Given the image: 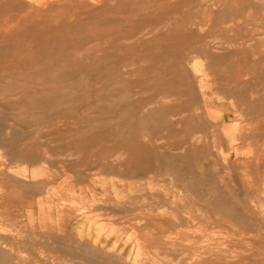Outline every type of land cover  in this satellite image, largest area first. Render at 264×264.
<instances>
[{"label":"rangeland","instance_id":"1","mask_svg":"<svg viewBox=\"0 0 264 264\" xmlns=\"http://www.w3.org/2000/svg\"><path fill=\"white\" fill-rule=\"evenodd\" d=\"M142 1L0 0V171L104 232L0 264H264V0Z\"/></svg>","mask_w":264,"mask_h":264},{"label":"crops","instance_id":"2","mask_svg":"<svg viewBox=\"0 0 264 264\" xmlns=\"http://www.w3.org/2000/svg\"><path fill=\"white\" fill-rule=\"evenodd\" d=\"M67 179L69 177L54 180L49 184L48 192L39 196L37 178H17L7 171H0V228L5 231H0V236L12 245L19 243L23 248L28 247L29 257L37 251L39 220L47 221L53 232L61 230L81 240L101 242L104 232L98 225L89 223L85 216H77L72 207L60 204L64 200V192H69L71 182ZM85 185L87 192L95 187L93 181ZM74 190L82 192L80 188ZM97 211L93 209L92 212ZM10 231H15V234ZM108 241L111 247H117V235H111Z\"/></svg>","mask_w":264,"mask_h":264},{"label":"bare ground","instance_id":"3","mask_svg":"<svg viewBox=\"0 0 264 264\" xmlns=\"http://www.w3.org/2000/svg\"><path fill=\"white\" fill-rule=\"evenodd\" d=\"M105 1H106V0H105ZM129 1H131V0H129ZM144 1H145V0H144ZM144 1H142V2H144ZM158 1H159V0H158ZM166 1H167V0H166ZM166 1H165V2H166ZM175 1H176V0H175ZM179 1H180V0H179ZM187 1H190V0H187ZM207 1L209 2V0H207ZM212 1H213V0H212ZM238 1H239V0H238ZM245 1H247V0H245ZM259 1H260V0H259ZM107 2H108V1H107ZM112 2H113V1H112ZM120 2H121V0H120ZM120 2H119V3H120ZM125 2H126V1H125ZM133 2H134V1H133ZM137 2H139V1H137ZM140 2H141V1H140ZM154 2H155V1H154ZM154 2H153V4H154ZM191 2H192V1H191ZM198 2H199V1H198ZM201 2H202V1H201ZM208 2H207V4H208ZM215 2H216V1H215ZM228 2H229V1H228ZM242 2H243V1H242ZM242 2H241V3H242ZM260 2H262V0H261ZM79 3H80V2H79ZM101 3H102V2H101ZM156 3H157V2H156ZM171 3H172V2H171ZM179 3L183 6V5H185V3H187V2H184V4L181 3V2H179ZM192 3H193V2H192ZM238 3H239V2H238ZM58 4H59V3H58ZM114 4H117V3H115V1H114ZM135 4H136V2H135ZM164 4H165V3H164ZM167 4H168V3H167ZM167 4H166V6H167ZM174 4H175V3H174ZM174 4H173V5H174ZM187 4L190 5V3H187ZM197 4H198V3H197ZM199 4H202V3H199ZM230 4H231V3H230ZM243 4H244V2H243ZM249 4H250V3H249ZM251 4H253V2H251ZM260 4H261V3H260ZM262 4H264V3H262ZM133 5H134V4L132 3V7H133ZM138 5H139V4H138ZM151 5H152V4H151ZM189 5H187V7H188ZM195 5H196V4H195ZM215 5H216V4H215ZM222 5H223V4H222ZM225 5H226V4H225ZM257 5H258V3H257ZM31 6H32V5H31ZM97 6H99V5L97 4ZM113 6H114V5H113ZM170 6L173 7L172 5L169 4L168 8H171ZM177 6H179V4H178ZM205 6L207 7V5H206L205 2H204V8H202V6H200V7H201L202 10H203V9H205ZM219 6H220V5H219ZM232 6H233V5H232ZM237 6H238V5H237ZM35 7H36V6H35ZM52 7H53V6H52ZM125 7H126V6H125ZM149 7H150V6H149ZM157 7H158V6H157ZM175 7H176V6H175ZM179 7H180V6H179ZM183 7H184V6H183ZM185 7H186V6H185ZM195 7H196V6H195ZM210 7H211V6H210ZM221 7H222V6H221ZM223 7H224V6H223ZM243 7H244V6H243ZM246 7H247V6H246ZM260 7H261V6H260ZM260 7H259V8H260ZM93 8H94V7H93ZM95 8H96V7H95ZM104 8H105V7H104ZM104 8H103V9H104ZM106 8H107V7H106ZM129 8H130L129 10L132 9L131 6H130ZM190 8H192L191 5H190ZM193 8H194V7H193ZM201 8H200V9H201ZM213 8H214V7H213ZM216 8H218V7H216ZM238 8H240V7H238ZM54 9H55V8H54ZM54 9H53V10H54ZM56 9H57V8H56ZM103 9H102V10H103ZM107 9H108V8H107ZM125 9H126V8H125ZM135 9H136V8H135ZM135 9H134V10H135ZM149 9H150V8H149ZM149 9H147V10L149 11ZM161 9H163V8H161ZM166 9H167V8H165V10H166ZM179 9H180V8H179ZM194 9H195V8H194ZM200 9H199V12H200ZM245 9H246V8H245ZM122 10H123V8H122ZM154 10H155V9H154ZM158 10H159V9H157V11H158ZM174 10H175V8H174ZM181 10H184V9H181ZM185 10H186V8H185ZM229 10H231V8H229ZM261 10H262V9H261ZM84 11H85V10H84ZM119 11H120V10H119ZM132 11H133V10H132ZM135 11H136V10H135ZM135 11H134V12H135ZM139 11H141V9H140ZM172 11H173V9H172ZM187 11H188V13H190L188 9H187ZM194 11H195V10H194ZM219 11H220V10H219ZM244 11H245V10H244ZM246 11L248 12V7H247V10H246ZM250 11H251V10H250ZM85 12H86V11H85ZM124 12H125V10H124ZM130 12H131V11H130ZM155 12H156V11H155ZM168 12H169V11H168ZM181 12H182V11H181ZM192 12H193V11H192ZM205 12H206V11H205ZM242 12H243V11H242ZM41 13H42V12H41ZM132 13H133V12H132ZM135 13H136V12H135ZM145 13H146V12H145ZM157 13H158V12H156V14H157ZM173 13H175V12L173 11ZM176 13L178 14V11H177ZM183 13H184V12H183ZM185 13H186V12H185ZM200 13H201V12H200ZM206 13H207V12H206ZM231 13H232V12H231ZM235 13H236V12H235ZM240 13H241V12H240ZM260 13H261V12H260ZM45 14H47V13H45ZM142 14H143V13H142ZM142 14H141V15H142ZM160 14H162V13H160ZM165 14H166V13H165ZM171 14H172V13H170L169 16H170ZM180 14H181V13H180ZM226 14H227V12H226ZM261 14H262V13H261ZM1 15H2V14H1ZM6 15H8V14H6ZM17 15H20V14H17ZM17 15H16V16H17ZM40 15H41V14H40ZM50 15H51V14H50ZM74 15H75V14H74ZM74 15H73V16H74ZM95 15H96V14H95ZM95 15H94V17H95ZM146 15L148 16V15H150V14L147 13ZM158 15H159V14H158ZM174 15H175V14H174ZM214 15H215V14H214ZM236 15H237V14H236ZM242 15H243V14H242ZM242 15H240V16H242ZM2 16H5V15H2ZM2 16H1V17H2ZM11 16H13V14H12ZM29 16H30V15H29ZM52 16H53V15H52ZM90 16H93V14L90 15ZM159 16H160V15H159ZM161 16H162V15H161ZM165 16H166V15H165ZM172 16H173V15H172ZM78 17H79V16H78ZM98 17H100V16H98ZM115 17H117V16H115ZM162 17H163V16H162ZM167 17H168V16H167ZM34 18H35V17H34ZM56 18H57V17H56ZM60 18H61V17H60ZM60 18H59V19H60ZM75 18H76V16H75ZM90 18H92V17H90ZM95 18H96V17H95ZM119 18H120V17H119ZM121 18H122V17H121ZM143 18H144V17H143ZM160 18H161V17H160ZM240 18H241V17H240ZM51 19H52V18H51ZM84 19H86V18H84ZM84 19H83V20H84ZM205 19H206V18H205ZM205 19H204V20H205ZM7 20H8V19H7ZM78 20L81 21L80 19H78ZM101 20H102V19H101ZM118 20H119V19H118ZM215 20H216V19H215ZM229 20H230V19H229ZM1 21H2V19H1ZM1 21H0V24L3 23V22L1 23ZM30 21H31V19H30ZM39 21H40V20H39ZM54 21H55V20H54ZM54 21L52 20L51 22L53 23ZM212 21H213V20H212ZM69 22H70V21H69ZM72 22H73V21H72ZM74 22H75V21H74ZM7 23H8V22H7ZM7 23H6V24H7ZM11 23H12V22H11ZM23 23H24V22H23ZM49 23H50V22H49ZM49 23H48V24H49ZM56 23H57V22H56ZM115 23H116V20H115ZM151 23H152V22H151ZM200 23H201V22H200ZM238 23H239V22H238ZM18 24H19V23H18ZM20 24H21V23H20ZM20 24H19V26H20ZM48 24L45 23V25H48ZM53 24H55V23H53ZM168 24H169V23H168ZM170 24H171V23H170ZM174 24H175V23H174ZM205 24H206V23H205ZM49 25H50V24H49ZM165 25H166V24H165ZM214 25H215V24H214ZM69 26H70V25H69ZM201 26H202V25H201ZM218 26H220V25H218ZM218 26H217V27H218ZM221 26H222V24H221ZM235 26H236V25H235ZM237 26H239V24H238ZM57 27H58V26H57ZM61 27H64V25H62ZM190 27H191V26H190ZM207 27H208V26H207ZM225 27L228 28L227 26H225ZM17 28H18V27H17ZM43 28H45V27H43ZM46 28H47V27H46ZM152 28H153V26H152ZM218 28H219V27H218ZM29 29H30V28H29ZM32 29H33V27H32ZM58 29H60V28H58ZM61 29H63V28H61ZM190 29H191V28H190ZM193 29H194V28H193ZM211 29H212V28H211ZM239 29H240V28H239ZM12 30H13V29H12ZM14 30H15V28H14ZM73 30H74V29H73ZM214 30H215V29H214ZM227 30H228V29H227ZM227 30L225 29L224 31H227ZM3 31H4V30H3ZM7 31L10 32V29H8ZM7 31H6V32H7ZM57 31H58V30H57ZM238 31H239V30H238ZM12 32H13V31H12ZM16 32H17V31H15V33H16ZM27 32H28V31H27ZM29 32H31V31H29ZM29 32H28V34H29ZM53 32H54V30H53ZM227 32H228V31H227ZM2 33H3V32H2ZM55 33H56V32H55ZM55 33H54V34H55ZM58 33H59V32H58ZM12 34H14V33H12ZM28 34L26 33V35H28ZM46 34H47V33H46ZM48 34H49V33H48ZM10 35H11V34H10ZM15 35H16V34H15ZM47 36H48V35H47ZM171 36H172V35H171ZM171 36H170V37H171ZM14 37H15V36H14ZM16 37H18V35H16ZM40 37H41V36H40ZM42 38H44V36H42ZM39 40H40V39H39ZM52 44H53V43H52ZM239 44H241V43H239ZM242 45H243V44H242ZM167 57H168V56H167ZM47 64H48V63H47ZM167 67H168V66H167ZM35 73H36V72H35ZM44 83H45V82H44ZM17 89H18V88H17ZM43 97H44V96H43Z\"/></svg>","mask_w":264,"mask_h":264}]
</instances>
